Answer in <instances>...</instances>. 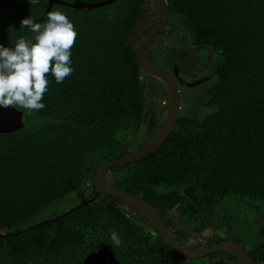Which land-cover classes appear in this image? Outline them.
<instances>
[{"label": "trees", "instance_id": "1", "mask_svg": "<svg viewBox=\"0 0 264 264\" xmlns=\"http://www.w3.org/2000/svg\"><path fill=\"white\" fill-rule=\"evenodd\" d=\"M46 8L47 0H0V44L33 39L21 21L45 22ZM50 11L75 25L74 72L61 84L48 74L46 106L30 115L35 126L0 134V264H196L171 253L120 200L91 188L95 168L138 150L167 110L164 84L134 57L152 26V1ZM163 13L146 59L162 66L158 46L177 31L163 63L170 57L178 68L181 44L208 50L207 64L192 69L207 79L184 98L158 150L108 168L103 179L152 205L180 245L230 241L264 264V238L253 246L242 239L264 215V0H163ZM152 89L156 104L147 101ZM113 231L120 247H111ZM203 259L240 264L227 253Z\"/></svg>", "mask_w": 264, "mask_h": 264}, {"label": "water", "instance_id": "2", "mask_svg": "<svg viewBox=\"0 0 264 264\" xmlns=\"http://www.w3.org/2000/svg\"><path fill=\"white\" fill-rule=\"evenodd\" d=\"M115 1L116 0H104L88 3L79 0H72L71 2L66 0H47V8L44 15L50 11L53 5H64L74 9L90 10L104 7ZM151 1L154 11L152 26L149 33L140 38L135 44L134 57L138 67L144 73L159 79L164 84L168 98L165 117L156 131L138 150L121 158L100 163L93 171L91 188L95 192L120 200L128 211L144 219L155 229L167 249L179 258L198 260L216 253H227L233 256L240 264H256L248 252L234 242L224 241L198 248H187L180 245L172 237L161 216L152 205L135 195L108 185L103 179V172L108 168L119 167L139 161L158 150L172 132L178 119L180 110V92L178 84L181 83L180 79H178V69L176 66H172V73H170L166 68L147 60L145 57L147 45L158 36L164 14L163 0ZM34 21L38 22V19ZM206 78L207 77H204V79L193 83H186V85L195 86L202 83ZM22 115L23 113L21 111L11 106L8 108H0V134L15 132L23 128Z\"/></svg>", "mask_w": 264, "mask_h": 264}, {"label": "clouds", "instance_id": "3", "mask_svg": "<svg viewBox=\"0 0 264 264\" xmlns=\"http://www.w3.org/2000/svg\"><path fill=\"white\" fill-rule=\"evenodd\" d=\"M30 4L38 0H29ZM21 27L34 33L33 39L19 38L14 47L0 44V108L19 106L27 111L45 108L42 102L49 90L50 73L57 84L74 72L72 47L77 38L73 22L61 11H50L45 22H35L30 16ZM111 247L123 243L119 233L110 234Z\"/></svg>", "mask_w": 264, "mask_h": 264}, {"label": "rangeland", "instance_id": "4", "mask_svg": "<svg viewBox=\"0 0 264 264\" xmlns=\"http://www.w3.org/2000/svg\"><path fill=\"white\" fill-rule=\"evenodd\" d=\"M143 17H144V15L142 14L140 20H142ZM176 32L174 34L173 33L170 34V36L171 35L172 36L169 37V38L167 36L165 37V38H168L169 40L166 39L164 41H161V39H160L162 44L161 45L159 44V46H158L159 49L157 50V53L160 55L159 59H160L161 65L164 68H166V66L170 65V63H173L171 61L170 57H168V62L167 63H163V61L166 60V53H165L164 46L167 45L168 47L169 46L171 47L170 43H172V42L170 40H173V38H175L173 36L176 35ZM157 43H159L158 40H157ZM154 44H156V43L154 42ZM179 46L183 47V48H186V49H183V52L180 55L181 56L180 60H177V67H178L177 69L181 70V72L178 71V75L181 76L183 78V80H185V84L186 83H193V82L199 81L201 79H204V77H207L208 76L207 73H206L207 75L203 76V74H202L204 72L203 70L196 72V71H194L192 69H196V68H193L195 65H197L196 66L197 68H199V67L201 68L204 63L207 64L206 62H203L202 60H203V58H206V59L210 58L209 51L205 50V49H202V51H198L197 48H194L192 50L191 49L192 47H190V46L187 47V45H185V44H181ZM175 50L177 51L179 49L175 48ZM180 50H182V49L180 48ZM177 52H176V54L178 55ZM212 54H213V56H215L214 53H212ZM168 69H170V67H168ZM192 77H194V78H192ZM192 79H194V80H192ZM204 81H202V82H204ZM185 86H187V87H185ZM185 86L182 85V84H180V86H179L180 108H181V110H182V106L185 103L184 98L187 97V94L189 93V91H191V93H193V92L195 93L197 91V89H194L196 85L194 87L193 86H188V85H185ZM147 94H148L147 101L148 102H152L153 101V103L156 104V99L159 97V94L154 89H152L151 93H150V91H148ZM16 109L23 112L22 122H23L25 128L31 127V126H35V124H37L38 121L37 120H32L31 117H30V115L35 116V112L34 111L30 112V111H27L25 109L20 108L19 106H17ZM164 117H165V114H164ZM86 194L89 195V191L88 190H86ZM231 201H235V200H231ZM238 205L239 204L236 203V205H234L232 208H234V207L237 208ZM258 221H259V223L261 225H254L252 228H250L249 231L244 232V234L242 235L243 236L242 239L245 242H247V244L250 245V246H253L254 244L259 243L264 238V228H262V227H264L263 226L264 225V215L260 216L258 218ZM244 245L246 246V244H244ZM204 262L207 264V259H205V261H204V259L201 258V259L196 260L195 263L196 264H202Z\"/></svg>", "mask_w": 264, "mask_h": 264}, {"label": "flooded vegetation", "instance_id": "5", "mask_svg": "<svg viewBox=\"0 0 264 264\" xmlns=\"http://www.w3.org/2000/svg\"><path fill=\"white\" fill-rule=\"evenodd\" d=\"M171 66H172V63H171ZM170 67V66H167V68ZM166 68V69H167ZM168 70V69H167ZM170 73L172 72V67H170V69L168 70ZM181 77V76H180Z\"/></svg>", "mask_w": 264, "mask_h": 264}, {"label": "crops", "instance_id": "6", "mask_svg": "<svg viewBox=\"0 0 264 264\" xmlns=\"http://www.w3.org/2000/svg\"><path fill=\"white\" fill-rule=\"evenodd\" d=\"M162 104H166V101L164 100V101H162Z\"/></svg>", "mask_w": 264, "mask_h": 264}]
</instances>
